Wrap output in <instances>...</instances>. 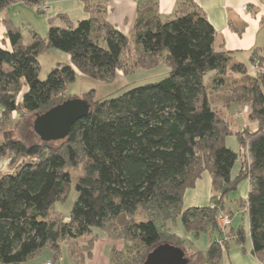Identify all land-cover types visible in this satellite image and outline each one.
I'll list each match as a JSON object with an SVG mask.
<instances>
[{"label":"trees","instance_id":"1","mask_svg":"<svg viewBox=\"0 0 264 264\" xmlns=\"http://www.w3.org/2000/svg\"><path fill=\"white\" fill-rule=\"evenodd\" d=\"M81 1L88 18L74 24L59 14L65 21L60 26L51 17L48 33L31 30L29 42L21 27L4 18L1 127L12 118L38 116L74 98L67 89L77 79V70L102 82L115 80L118 71L128 77L161 63L169 67L168 74L129 89L127 84L101 98L96 89L84 93L89 110L59 144L29 143L5 129L0 161L10 156L23 160L16 165L13 161L14 169L0 175V264H22L45 248L54 257L45 264H57L62 242L68 243L77 264H84L100 239L98 229L111 240L124 241L111 264H142L161 244L184 248L185 239L167 227L177 217L197 237L220 231L226 247L233 239L246 252L251 237L250 252L264 264V60L254 54L258 71L250 73L244 64L232 63L230 52L217 48L215 27L193 0H180L167 17L157 0H142L129 34L105 18L103 4L108 0ZM17 2L39 13V5L46 4L0 0V11ZM53 49L70 54L71 64L57 63L42 80L39 58ZM230 75L241 76L244 83L234 87ZM245 105L247 118L257 127L235 129L229 120L237 114L232 109ZM229 136L236 137L238 149L227 145ZM238 160L240 168L233 175ZM80 168L78 197L70 215L61 216L54 204L68 194L70 169ZM204 173L211 177L212 203L185 208V192L195 188ZM244 181L249 190L241 206L249 227L224 233L217 222L219 212L227 195ZM83 238L87 240L77 255L71 244ZM223 240L208 248L212 264L220 263ZM116 254L122 258L117 260ZM187 258L188 264L205 262L200 250Z\"/></svg>","mask_w":264,"mask_h":264},{"label":"rangeland","instance_id":"2","mask_svg":"<svg viewBox=\"0 0 264 264\" xmlns=\"http://www.w3.org/2000/svg\"><path fill=\"white\" fill-rule=\"evenodd\" d=\"M110 0L107 1V3ZM103 4L104 8V14L108 11V4ZM46 8L43 7V5H39L38 9L42 12L48 11L47 4ZM35 12V11H34ZM40 13L39 16L44 15L43 13ZM38 14V13H36ZM40 19V17H38ZM26 24V40L28 41L31 37L30 32L33 30V20L28 19ZM28 25V26H27ZM29 27V28H28ZM132 30V29H131ZM53 58L51 55L46 52L42 54L39 58L40 62V72H39V78L44 80L47 78L49 72L54 68L57 64L53 62ZM169 67L165 63H161L159 66L153 67V68H141L136 70L135 72L131 73L128 77H126L123 73V71H118V75L115 78V80L111 82H102L99 81L97 84H91L89 80L77 78L74 82L69 84V87L67 89V94L71 97H78L84 99V93L90 91L91 89H96V97L101 98L104 96H107L109 94H114L115 91L125 87L126 89L132 88L134 86L143 85L149 82H155L163 79L168 74ZM77 70V75H78ZM80 74H83L79 72ZM84 75V74H83ZM86 76V75H84ZM240 76V75H239ZM87 78H90L86 76ZM91 79V78H90ZM94 80V79H92ZM97 81V80H95ZM230 83L233 84L234 87L242 85L244 82L241 79V76L238 77L237 75H230L229 77ZM92 82V81H91ZM221 93V91H220ZM222 94V93H221ZM221 96V95H220ZM221 97H219L220 99ZM234 114L230 116V121L233 124V127L235 129H241L245 127V125H249L251 128L257 127V124L255 122L250 121L247 118V112H249V108L247 105L239 108L235 107L232 109ZM17 115H14L16 117ZM37 119V116L35 114H29L25 117L20 118H12L11 121H9L7 127L3 128L0 126V143L3 140V134L5 132V129H10L14 133L13 135L20 139H25L29 143H35V142H54V144H59L61 141V138H54V139H47L44 135L45 133L41 132V127L38 125H35V121ZM227 145L233 147L234 149H238L239 144L235 136H229L227 138ZM23 160V156H20L17 158V160H12L11 156L6 157L0 161V175L1 173H6L8 171H12L14 169V166H12V162L14 161L15 165L20 163ZM240 168V160L236 162V164L233 167L232 174L235 175L237 171ZM72 182L70 183V186L68 188V194L66 198L63 201H57L54 204V211L59 213L61 216L68 217L70 215V212L72 210V207L78 197V192L76 190V183L77 178L79 174L82 173V168L72 170ZM239 194V188L231 193H229L225 199V209L221 210L219 214L221 213H227L229 214V217L232 221L231 226H227L223 229H225L224 233H231V229H236L240 223H243V217L245 219L246 223V229L249 225L248 216L246 213H243L244 209L241 206V198L245 199L242 195ZM245 212V211H244ZM219 217V215H218ZM218 222V219H217ZM219 224V222H218ZM220 225V224H219ZM167 227L171 229L172 232L176 233L181 238L185 239V245L183 250L185 251L186 257L188 254L193 253L197 250H200L205 255V262L204 264H212L211 261L208 258V248L211 244V242L216 241V239L223 240V235H221L220 231H209V232H202L199 234V237H197L193 232L188 231L183 222L181 217H177L175 219H171L167 222ZM96 232L100 233V240H98L96 247H95V254L94 257L91 259L85 260L84 264H107L108 259H110L111 264V258L113 256V253L115 251H118V253L123 250L124 247V241L123 239H116L111 240L107 237H105L100 229H98ZM226 238V237H225ZM107 239V240H102ZM87 239L83 238L80 239V242L77 243H69L71 246L76 249L77 255L81 254L83 249L81 247L82 244L85 243ZM247 241L251 242V237H248ZM77 245V246H76ZM221 245H224V250L220 259L219 264H231L233 261V255L237 252H240L241 254H249L253 256V254L250 251H244L243 247L239 245L235 240H230L228 244V248L226 247L227 241L224 239L221 242ZM226 247V248H225ZM248 248V247H247ZM248 250V249H247ZM86 252V251H85ZM254 257V256H253ZM54 258L52 256V252L49 249H43L39 254H37L34 258L29 259L27 261H24L22 264H45V262L48 261V259ZM122 258V255L116 254V259L120 260ZM57 261L59 264H77L74 257L70 255L69 252V246L67 242H62L60 246V252L58 254ZM82 264V262H81ZM260 264V263H257ZM262 264V263H261Z\"/></svg>","mask_w":264,"mask_h":264},{"label":"crops","instance_id":"3","mask_svg":"<svg viewBox=\"0 0 264 264\" xmlns=\"http://www.w3.org/2000/svg\"><path fill=\"white\" fill-rule=\"evenodd\" d=\"M141 1L142 0H110L107 3L108 11L105 12L104 16L122 32L129 34L137 16V6ZM45 2L49 9L46 12L47 14L41 16H39L40 13L36 8L24 2L14 3L5 10L0 11V39H3L6 35L4 18H8L14 25L21 27L25 41V30L28 19L34 22L32 29L45 36L48 33L50 26L49 19L51 17H55V23L60 26H64L65 21L58 17L59 14H64L74 24L79 20L89 17L81 0H45ZM157 2L160 13L167 17L174 13L180 0H157ZM193 2L202 9L215 27L216 46L219 50L230 52L232 63L244 64L250 73L253 66L252 61L254 54L264 60V0H193ZM243 6L249 7V11H244ZM38 17H40V19H38ZM30 40L31 37L25 42H29ZM7 46H10L8 41ZM48 53L56 64H71L70 54L56 49L50 50ZM77 78L87 79L91 84H97L99 82L87 78L79 72ZM2 174L3 173H1V175ZM248 190L249 182L244 181L239 186V194L246 197ZM211 203V177L208 173H204L202 178L197 181L196 187L188 189L185 192L184 207L205 206ZM243 220L244 222L240 223V225L246 227L247 222L244 217ZM248 227L249 225L247 228ZM102 240L105 241L107 239ZM97 242L98 240L95 243L93 256L91 258L94 257ZM246 245L248 251H251L252 242L247 241ZM253 256L248 253L243 255L237 252L233 255L231 264L260 263L259 260ZM108 260L107 264H110V259ZM56 262L59 264L57 259Z\"/></svg>","mask_w":264,"mask_h":264},{"label":"water","instance_id":"4","mask_svg":"<svg viewBox=\"0 0 264 264\" xmlns=\"http://www.w3.org/2000/svg\"><path fill=\"white\" fill-rule=\"evenodd\" d=\"M88 110V102L75 97L38 115L35 125L41 127V132L46 134L44 136L47 139H62L69 134L73 123ZM142 264H188V258L182 248L171 244H161L148 254Z\"/></svg>","mask_w":264,"mask_h":264},{"label":"built area","instance_id":"5","mask_svg":"<svg viewBox=\"0 0 264 264\" xmlns=\"http://www.w3.org/2000/svg\"><path fill=\"white\" fill-rule=\"evenodd\" d=\"M43 7L46 8V5H43ZM249 9H250L249 7H247V6H243V10H244V11H249ZM252 70H253L254 72H257V71H258L257 66H256V65H253V66H252ZM218 222H219V224H220V226H221L222 228H225V227H227L228 225H230V224H231V219H230V217H229V214H227V213H221V214H219ZM47 264H56V263H55V262H48Z\"/></svg>","mask_w":264,"mask_h":264}]
</instances>
